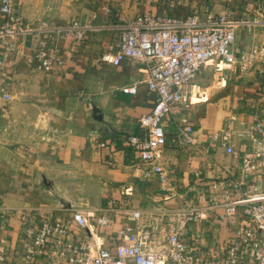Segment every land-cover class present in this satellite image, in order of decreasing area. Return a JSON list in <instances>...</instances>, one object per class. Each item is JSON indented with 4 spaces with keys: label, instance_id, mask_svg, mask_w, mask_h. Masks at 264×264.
<instances>
[{
    "label": "crops",
    "instance_id": "crops-1",
    "mask_svg": "<svg viewBox=\"0 0 264 264\" xmlns=\"http://www.w3.org/2000/svg\"><path fill=\"white\" fill-rule=\"evenodd\" d=\"M229 11L235 19L251 22L238 27L236 46L264 43V0H14L15 14L49 30L0 46V239H9V264H48L26 257L20 232L28 215L56 212L68 219L67 211L81 210L90 217L97 243L108 245L119 240L117 229L134 210L156 221L160 207L180 205L179 188L193 199L228 170L241 177V155H228L212 136L235 116L237 150L252 149L255 117L264 115V90L254 76H243L225 63L206 65L187 88L188 106L174 108L165 118L167 145L158 159L169 179L162 182L126 143L128 135L141 134L140 121L156 102L145 86L138 94L123 92L124 86L147 79L144 65L97 60L125 21L144 14L185 19L194 12L205 18ZM76 24L88 27L80 43L65 32ZM39 48L50 52L53 71L40 68ZM184 120L198 130L194 145L175 141ZM114 200L122 213H111L110 224L99 225ZM223 213L218 206L204 214V222L190 223L185 241L208 251L214 238H229L231 220ZM69 225L88 236L77 224Z\"/></svg>",
    "mask_w": 264,
    "mask_h": 264
},
{
    "label": "built area",
    "instance_id": "built-area-1",
    "mask_svg": "<svg viewBox=\"0 0 264 264\" xmlns=\"http://www.w3.org/2000/svg\"><path fill=\"white\" fill-rule=\"evenodd\" d=\"M0 16V46L49 30L15 14L14 0H2ZM242 24L251 22L235 19L232 11L225 15L210 13L205 18L194 12L185 19L144 14L118 26V38L97 58L100 63L115 66L144 65L147 79L124 86L123 92L138 94L145 86L156 102L140 121L141 134L128 135L126 143L162 182L169 179L158 159L167 145L165 118L174 108L188 106L187 88L203 75L208 63H225L243 76L252 75L264 90V43L236 46L237 29ZM87 28L76 24L65 32L80 43L87 36ZM35 57L40 68L53 71L55 63L47 49L39 48ZM3 96L10 99L7 91ZM235 124L233 116L212 138L225 147L228 155H241L240 178L228 170L224 179L215 180L209 191L193 199L179 188L180 205L160 207L156 221L146 218L143 210H134L130 220L118 227L115 236L119 240L108 245L97 243L90 217L81 210L67 211L68 219L56 212L28 215L20 232L27 259H44L48 264H264V115L255 117L253 133L249 134L253 147L244 153L236 148ZM197 137L194 123L184 120L175 141L194 145ZM218 206L224 208L222 218L231 220L229 238H214L208 251L186 242L189 224L204 222L208 218L204 214ZM121 208L119 201H111L106 209L109 215L99 217L98 224L108 226L110 214L122 213ZM70 222L87 231L88 236L76 233ZM8 250V237L0 239V264H9Z\"/></svg>",
    "mask_w": 264,
    "mask_h": 264
}]
</instances>
